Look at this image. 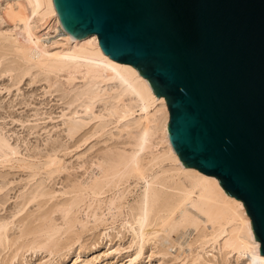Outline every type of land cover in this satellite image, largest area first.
<instances>
[{
    "label": "bare ground",
    "instance_id": "6f19581e",
    "mask_svg": "<svg viewBox=\"0 0 264 264\" xmlns=\"http://www.w3.org/2000/svg\"><path fill=\"white\" fill-rule=\"evenodd\" d=\"M16 1L15 9L9 5L0 15V63L12 55L0 76L11 75L17 85L29 75L32 82L43 79L50 90L62 83L68 98L57 118L65 135L82 144L95 136L103 144L111 142L86 162L83 156L95 143L77 152L83 173L64 189L40 178L28 191L37 175L50 179L66 171L64 155L72 151L59 144L46 154L24 158L0 131V168L27 172L19 206L0 216V264L41 250L46 258L34 264H92L97 258L81 259L73 250L82 247L83 234L97 231L103 238L111 229L130 235L121 264H139L147 243V255L158 254L159 264H264L242 199L228 193L216 175L180 159L169 139L165 97L153 91L137 67L105 53L96 33L75 36L66 31L53 0ZM99 103L102 109L95 111ZM16 121L24 125L26 120ZM30 202L36 203L37 214L19 219ZM56 212L60 223L52 217ZM11 225L17 233H10ZM59 255L62 260L55 262Z\"/></svg>",
    "mask_w": 264,
    "mask_h": 264
},
{
    "label": "water",
    "instance_id": "95a60500",
    "mask_svg": "<svg viewBox=\"0 0 264 264\" xmlns=\"http://www.w3.org/2000/svg\"><path fill=\"white\" fill-rule=\"evenodd\" d=\"M62 27L96 33L165 97L187 165L242 199L264 254V0H53Z\"/></svg>",
    "mask_w": 264,
    "mask_h": 264
},
{
    "label": "rangeland",
    "instance_id": "374dc122",
    "mask_svg": "<svg viewBox=\"0 0 264 264\" xmlns=\"http://www.w3.org/2000/svg\"><path fill=\"white\" fill-rule=\"evenodd\" d=\"M17 4L18 3L16 0H0V15L9 7V5L15 9ZM12 23L13 22H10V24ZM2 25L7 27L6 23ZM7 56L3 58V61L0 63V68L2 65L8 63L12 58V55H10V57L8 56L9 58ZM63 72L64 71H62V73ZM11 78L12 77L11 75L9 76V74H2L0 76V131L9 137L12 144H17V146H19V151L21 154L23 153L22 157L24 158L34 153L41 155L46 154L51 150V148H53V146H60L59 144L63 146L65 144V146L69 147L68 150H71L72 152H70L69 155H64L66 163L68 162L66 165V171L68 173H66L64 170L60 174L53 175L54 177L52 176L50 179L46 178L45 173H41L37 175L35 179H33L34 181H30L28 188L26 187L29 191V188L32 187L30 184H35L36 180L38 179L39 181L41 178V181H44V183L46 182L45 185H51V187L54 185L53 187L55 189L62 190L66 187L70 179L76 178L77 176L80 177V175L83 173V168L78 167V164H80L82 161H89L93 155H96L98 151L105 147L106 143L110 144L111 140H109L110 142H104L103 144L102 139H100L101 137L96 138L95 136L91 137V140H87L88 142L86 141V144H82L76 140L77 137H74L75 139H70L65 135L62 120L57 118L62 108L64 109L66 107V99L64 97L68 98L66 94H63L64 91L63 86L61 85L62 83H58V86H55L58 88H56L57 90L53 87V90L51 89V91L47 88L48 84L43 79L32 82L30 76L26 75L23 77L20 83L17 85H12L13 79ZM78 81L77 85L80 84ZM61 82H63V80ZM100 106H102L101 103H99L94 110L100 111L102 109ZM16 120L26 121L23 123L24 125H22L21 122ZM32 125L36 126L33 131L29 129L32 127ZM125 137L126 136H123V138L121 137L120 140L119 138L116 140L122 141ZM92 142L95 143V147L97 149L93 147L92 150L86 152L83 156L84 158H81L82 161L79 158H76V155L78 154L77 152L86 150L87 145L93 144ZM75 145L81 146H79L77 149L75 148ZM60 154H63V152L61 151ZM0 171V174L2 175H0V216L6 217L11 214V211H14L15 208L19 206L22 200V194H26L24 192L27 190H22L21 186L27 182V172L17 168L7 167H4V169L3 167L2 169L0 168ZM57 199L60 200L62 197H58ZM3 200H6V202L3 203ZM47 205L49 207L50 204H46V208H48ZM36 209V203L30 202L28 205H26L25 210L21 213L22 215L20 214L18 218L20 219L22 216L24 217L27 214L33 213V216H35V214L38 212ZM52 217H55L54 219L60 223V219L58 218L59 214H57V212L54 213ZM30 219L31 217L29 220ZM29 220H26V223H29ZM33 223L31 224L33 226L37 224L35 222ZM11 226L10 228L12 229H10V233H17L18 231L15 229L16 226ZM121 230L118 232L117 229H111L108 236L103 238L98 236L97 231H92L90 233L87 232L86 234H83L84 236L81 238L82 247H75L76 250H73V253H78L81 259L97 258V260L92 264H121L125 260H122L120 256H126L127 252V249H124L123 247L127 246L130 238L128 231H123L121 235ZM116 232H118L120 236L117 235ZM66 236L67 235H63L62 239L64 240ZM146 245V252L141 255V257L143 256L142 258H139V264H159L157 259L159 258L158 254H154L156 257L151 255L150 258L147 255L150 252L148 247L149 244L147 243ZM117 247L122 248L123 250L121 249L120 253L114 251L110 253V250H113ZM107 252L108 255H106ZM44 255L45 254L42 250L38 252L36 251V253H32L31 251L25 252L24 256H19L18 260H16L13 264H34V262L45 259L46 257ZM56 257L57 259H54L55 262L62 260V256L59 255Z\"/></svg>",
    "mask_w": 264,
    "mask_h": 264
}]
</instances>
